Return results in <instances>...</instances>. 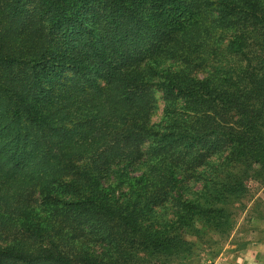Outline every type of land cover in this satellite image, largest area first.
I'll list each match as a JSON object with an SVG mask.
<instances>
[{
	"label": "trees",
	"instance_id": "trees-1",
	"mask_svg": "<svg viewBox=\"0 0 264 264\" xmlns=\"http://www.w3.org/2000/svg\"><path fill=\"white\" fill-rule=\"evenodd\" d=\"M223 151L264 164V0H0V264L185 254Z\"/></svg>",
	"mask_w": 264,
	"mask_h": 264
},
{
	"label": "rangeland",
	"instance_id": "rangeland-1",
	"mask_svg": "<svg viewBox=\"0 0 264 264\" xmlns=\"http://www.w3.org/2000/svg\"><path fill=\"white\" fill-rule=\"evenodd\" d=\"M154 98L155 108L150 115L149 126L164 123L162 93L155 90ZM228 154L223 151L209 157L206 165L196 171L202 177L196 174L199 181L191 184L194 186L191 189L193 192L190 191V194L199 191V201L215 192L218 201L214 205L209 204V208L221 209L223 216L205 213L192 218L190 222L198 230L192 232V235H184L192 243L189 251L178 257L159 258L154 264H222L228 262L225 260L228 256L238 255L248 246L259 244L264 248V164L252 163L243 157H235L236 159L226 163L229 160ZM220 165L222 166L216 179L220 184L215 185L212 179L218 170L216 167ZM111 177L115 176H108L101 185H107ZM190 179L191 182L194 180ZM225 190L231 194L222 198ZM125 191L123 185L120 192Z\"/></svg>",
	"mask_w": 264,
	"mask_h": 264
},
{
	"label": "crops",
	"instance_id": "crops-1",
	"mask_svg": "<svg viewBox=\"0 0 264 264\" xmlns=\"http://www.w3.org/2000/svg\"><path fill=\"white\" fill-rule=\"evenodd\" d=\"M225 260L228 262L222 264H264V248L259 244L248 246L245 251L228 256Z\"/></svg>",
	"mask_w": 264,
	"mask_h": 264
}]
</instances>
